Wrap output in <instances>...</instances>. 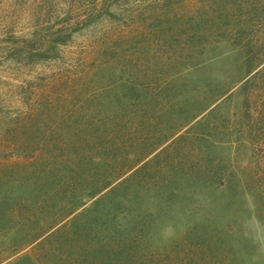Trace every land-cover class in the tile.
<instances>
[{
    "label": "rangeland",
    "instance_id": "1",
    "mask_svg": "<svg viewBox=\"0 0 264 264\" xmlns=\"http://www.w3.org/2000/svg\"><path fill=\"white\" fill-rule=\"evenodd\" d=\"M77 164L86 183L144 165L116 219H159L141 247L157 264L171 243V264H264V0H0L2 264H82L99 231L79 212L105 190L84 200L69 182L29 208ZM196 229L206 242L182 258Z\"/></svg>",
    "mask_w": 264,
    "mask_h": 264
},
{
    "label": "trees",
    "instance_id": "2",
    "mask_svg": "<svg viewBox=\"0 0 264 264\" xmlns=\"http://www.w3.org/2000/svg\"><path fill=\"white\" fill-rule=\"evenodd\" d=\"M77 161L79 163V159ZM34 162H38V161H33L32 163L34 164ZM148 162H150V160H148L146 164H148ZM106 167L107 166H104V168L96 170L95 172H91L92 180L90 183H86L88 181L84 180L83 172L79 173L78 164L75 165L74 168L72 167L69 168L67 175H65V177L67 178L66 182H61L60 178H58L57 186L55 188H49L50 187L49 185V187L47 188L48 190H45L44 193L49 192V194H44L46 198L42 200L40 199L36 200L33 203V205L29 208L36 207L41 209V211L44 209V211L49 212L51 208V204L47 201V197L49 195L50 197H52V193L54 195L64 193L63 187L69 182H71L73 187L78 191H79V185L80 184L83 185V189L81 190V192L84 193V195H81V197L83 199L84 196L85 197L84 200H87L89 198L92 199L96 195H98L99 193L105 190L102 194H100L98 197L92 200L91 205H89V207H85L79 212V220H80L79 231L81 230V228H84L86 230V234L88 235L89 233L88 231L90 230L89 227L93 229L94 227L97 226L96 229H98L97 231H99L98 235L95 233L91 239L85 240V244L82 245L81 252L79 253L76 252V250L79 249V245L77 246L73 245L71 247L73 248L72 249L73 252L71 253L70 257H72V254L74 253L79 254V258L80 260H82L81 262L83 264L84 258L89 256V250H86V247L87 245L90 246L92 244V241L95 240L97 245L96 248H98V254H96L95 261L99 262V263L95 262L96 264H157L158 261H156L157 260L156 255L153 254L148 258H146L145 255L143 254L144 248L141 247H144L143 244H146L147 240H149L150 243V236L148 235V233H152L151 226H155L157 220L159 219L156 218V216L152 213L146 216H141L140 218L137 217L131 218V220H129L131 224L130 225L126 224L128 226L125 229L122 228V226L118 223V220L116 219V214L119 212V209H121V206H124V200L120 198L117 199L118 198L117 195L120 194L124 198L126 195L129 194L131 190V186L135 185L132 182V176H134V174L136 173L141 172V169L144 168V165L141 166V169H138L139 172L136 169L126 176H123L124 174H126L125 171L121 172L116 170H110V169H106ZM200 171L202 172V170ZM36 172L37 174L41 175V170L36 169ZM44 173L45 170L42 171V174ZM51 175H52V171L47 170L45 178L49 179ZM41 187L42 188L45 187V184H41ZM87 188H89V190H87ZM136 195H137V190H135L133 197H136ZM109 198L111 199L109 201H106ZM130 201L133 202V200ZM46 202L48 203L46 204ZM19 204L22 205L21 208H23V206L27 208L25 202ZM110 204L113 205L110 206ZM7 205L8 203H6V207ZM72 211L70 210V212ZM49 215L43 214V216H39V217L45 218ZM90 215H93L92 221L89 220ZM110 215L112 216V218L110 217ZM108 217L112 221L114 218V221L113 223H110L108 226H104V223L106 222ZM70 222H72V220ZM203 225H204L203 227L205 228L206 225L205 224ZM197 230L198 229H196L193 232H191L190 230L185 231L186 234L183 237V240H181L182 243L186 242V244L182 246V254H181L183 255L182 258H184L185 254H187L188 257L190 250L193 249L191 246H189L188 249L186 248V246L189 245L188 241H190V243L191 244L193 243L194 245H199L206 242L204 238L197 233ZM145 231H147V233ZM54 233L56 234L55 231L49 232L46 235H44L45 233L42 234L44 236H41L39 238L41 239L43 237V240L39 239V241L42 243L44 240H48L51 236L55 235ZM107 233H113V235L116 236L117 238L116 241H110L111 246L109 247H108L109 241H106L107 239H109L108 235L106 237ZM37 235L38 233L36 235L33 234V236H37ZM194 238L195 240L194 242H192ZM103 239H105V241ZM177 245L178 244L171 243L163 247L164 254L161 253L162 254L161 257L166 259L165 261L167 262V264H171L173 261L175 262V260L172 259H175L177 255L176 252H178L179 250V247ZM21 248L22 247L16 250V254L20 251L19 249ZM45 251H49V250L45 249ZM179 253H181L180 250ZM35 254H36L35 251L26 252L24 254L22 253L18 257L16 256L10 261L5 262L3 264H19L20 262L21 264H23L22 263L23 261H26L28 264H37V259ZM83 255L85 256L83 257ZM215 255L217 258L216 264H223L222 254L218 253ZM202 257L204 256L202 255ZM85 260L87 261L86 258ZM4 261H5L4 259H0V264H2V262Z\"/></svg>",
    "mask_w": 264,
    "mask_h": 264
}]
</instances>
